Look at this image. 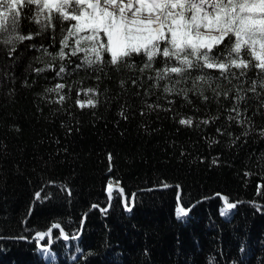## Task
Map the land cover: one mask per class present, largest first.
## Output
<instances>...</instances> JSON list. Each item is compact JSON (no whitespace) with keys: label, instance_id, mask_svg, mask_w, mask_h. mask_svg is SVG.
I'll list each match as a JSON object with an SVG mask.
<instances>
[{"label":"trees","instance_id":"16d2710c","mask_svg":"<svg viewBox=\"0 0 264 264\" xmlns=\"http://www.w3.org/2000/svg\"><path fill=\"white\" fill-rule=\"evenodd\" d=\"M52 17L25 7L18 30L33 38L13 45L0 34V264H264V73L256 62L244 54L252 66L243 76L204 70L211 87L198 83L185 99L164 92L175 76L156 86L162 58L143 72V56L131 58L134 68L89 67L84 52L70 55L71 37L69 55L53 60L45 49L57 53L67 35L61 29L74 22ZM201 74L192 71L176 89H192ZM58 83L59 93L48 91ZM189 117L191 126L180 124ZM111 177L131 211L116 193L108 210L92 208L108 206ZM177 185L184 208L197 202L182 219ZM216 194L242 201L231 217L221 215ZM55 223L68 242L60 227L29 240ZM45 244L55 255L49 261L40 253Z\"/></svg>","mask_w":264,"mask_h":264},{"label":"snow or ice","instance_id":"6c2138e0","mask_svg":"<svg viewBox=\"0 0 264 264\" xmlns=\"http://www.w3.org/2000/svg\"><path fill=\"white\" fill-rule=\"evenodd\" d=\"M33 5L37 13H44L49 22L53 19V11L62 21L74 22L67 29H61L67 35L60 40L61 47L57 53L53 55L45 49V53L52 55L53 60L57 57L63 60L69 55L65 48L69 47L71 37L75 38V47L70 55L84 52L83 60L89 67L106 62L117 68L121 64L134 68L136 65L130 63L131 58L143 56V67L139 69L143 72L153 69L157 58H162L163 67L153 69L156 86H159L160 81L171 80L175 76L177 79L174 84H166L164 92L178 91L185 99L188 91L197 89L198 83H206L211 87L214 77L205 72L206 69L218 70L220 76L225 78L237 76L233 69L239 70L240 76L245 75L252 66L244 58L245 53L256 62L254 67L264 73V0H0V34H6L7 37L4 43L14 45L15 41L33 38L31 35L20 34L18 30L23 9H30ZM45 27L42 25L41 30ZM221 45L224 46L223 50H219ZM105 54L110 57L107 61ZM194 70L202 74L194 78L193 88L177 90L175 85L180 84ZM36 71L43 72L45 69ZM63 72L65 67L61 65L56 74L59 76ZM260 83L264 87V80ZM64 87V84L58 83L48 91L59 93ZM255 87L254 81L250 90L255 91ZM198 91L203 96V90ZM217 95L220 93L217 92ZM223 95L227 97L228 92ZM64 99L63 95L59 98L60 101ZM236 99L237 102L243 99L239 91ZM88 105L95 106L91 100ZM232 111L237 112V117L240 115L236 107ZM229 119L233 117L229 116ZM179 122L188 126L193 123L191 117ZM208 122L203 121L205 124ZM163 187L169 185L164 184ZM106 191L109 202L116 193L124 202L126 210L131 211L130 201L118 183L109 180ZM35 195L39 199L41 194L37 192ZM177 199L176 215L181 219L188 215L190 209L179 204V196ZM222 199L224 207L221 215L227 216L236 204L229 202L227 197ZM59 227V224H53L47 232H37V236L44 239L51 234L52 228Z\"/></svg>","mask_w":264,"mask_h":264},{"label":"water","instance_id":"95a60500","mask_svg":"<svg viewBox=\"0 0 264 264\" xmlns=\"http://www.w3.org/2000/svg\"><path fill=\"white\" fill-rule=\"evenodd\" d=\"M115 180L118 184H119V186L120 187H122V185H121V183H120V181L118 180V179H116L115 177H111L109 180ZM108 180V181H109ZM107 185H108V183H107ZM169 187H171V186H169ZM123 188V187H122ZM180 194H181V189H180V186L178 187V194H177V198H178V196H179V204L180 205H182V203H181V201H180ZM125 195L127 196V194L125 193ZM216 195H220L221 197H225L223 194H216ZM215 195V196H216ZM223 200V199H222ZM112 201V200H111ZM131 202L133 203L134 202V196L131 198ZM224 202V201H223ZM240 202H242V201H235V202H231V203H234V204H236V206L240 203ZM124 203V202H123ZM197 202H194V204L190 207V208H188V209H191L195 204H196ZM94 205H96V207H92V208H101V209H103V210H108L109 208H110V206H111V202H109V204H108V206L106 207V208H102L99 204H94ZM131 206V210H132V205H130ZM183 206V205H182ZM186 209V208H185ZM236 209V207L234 208V209H231V210H229V213H228V215L227 216H224V217H226V218H229V217H231V215L233 214V212H234V210ZM55 224H59V223H55ZM60 225V224H59ZM60 228H61V230H62V232H63V234H62V237H63V239L64 240H69V236L68 235H66L65 234V232H64V229L62 228V226L60 225ZM53 229V228H52ZM49 230V229H48ZM48 230H46V231H43V232H47ZM61 232V233H62ZM81 234V233H80ZM80 234L78 235V236H80ZM47 238V236H45L44 237V239H41V240H45ZM34 239H40L38 236H37V233L36 234H34L33 236H32V238H30L29 240L31 241V240H34ZM52 251V250H51ZM40 253L42 254V251H41V246H40ZM52 254L54 255V253L52 252ZM42 256H43V254H42ZM55 256V255H54ZM52 259V257L50 258V259H46V260H51Z\"/></svg>","mask_w":264,"mask_h":264},{"label":"bare ground","instance_id":"6f19581e","mask_svg":"<svg viewBox=\"0 0 264 264\" xmlns=\"http://www.w3.org/2000/svg\"><path fill=\"white\" fill-rule=\"evenodd\" d=\"M114 182V184H116L117 182L115 180H112ZM242 204V203H241ZM96 209V208H95ZM182 219V218H181ZM20 240V239H19ZM64 241V240H63ZM68 242V241H67ZM47 249V250H45ZM49 249V250H48ZM41 251H42V254L44 256L45 253H48L47 256H44V258L46 259H50L51 257H53L52 255V251H51V248H48V247H45V245H41ZM50 254V255H49ZM47 261V260H46ZM49 263V262H48Z\"/></svg>","mask_w":264,"mask_h":264},{"label":"rangeland","instance_id":"374dc122","mask_svg":"<svg viewBox=\"0 0 264 264\" xmlns=\"http://www.w3.org/2000/svg\"><path fill=\"white\" fill-rule=\"evenodd\" d=\"M89 100H90V99L82 100L81 103H88ZM45 247L51 248V246H50L49 244H45ZM45 250H47V249H45ZM48 250H49V249H48ZM47 255H48V253H45V254H44V256H47ZM49 255H50V254H49Z\"/></svg>","mask_w":264,"mask_h":264}]
</instances>
